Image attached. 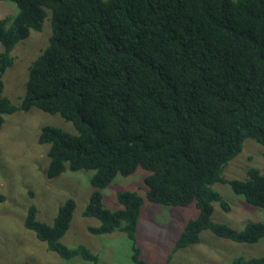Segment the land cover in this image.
<instances>
[{
  "label": "trees",
  "instance_id": "1",
  "mask_svg": "<svg viewBox=\"0 0 264 264\" xmlns=\"http://www.w3.org/2000/svg\"><path fill=\"white\" fill-rule=\"evenodd\" d=\"M0 1L14 8L0 16V129L5 114L32 107L73 123L75 133L42 126L39 141L49 145V178L67 168L94 170L95 189L83 211L99 221L91 233H125L134 262L146 264L138 226L149 201L170 208L195 204L198 215L186 220L174 249L199 243L205 229L236 242L264 238L261 220L236 229L212 218L216 202L231 208L212 186L218 181L264 207L260 168L251 165L245 179L223 175L247 138L264 148V0ZM48 9L52 34L29 66L16 105L4 94V74L14 64L15 46L43 29ZM139 167L148 171L144 193L118 190L120 206H106L101 189ZM76 205L67 198L48 223L32 204L25 226L62 258L101 264L87 245L61 240ZM230 264H264V255L235 256Z\"/></svg>",
  "mask_w": 264,
  "mask_h": 264
},
{
  "label": "rangeland",
  "instance_id": "2",
  "mask_svg": "<svg viewBox=\"0 0 264 264\" xmlns=\"http://www.w3.org/2000/svg\"><path fill=\"white\" fill-rule=\"evenodd\" d=\"M13 9L7 2L0 1V16ZM47 12L43 29L32 30L27 38L15 46L12 51L14 64L4 74V94L16 105L22 102L25 94L29 66L49 43L52 34L51 10ZM47 124L76 132L73 123L60 114L37 107L5 114L0 129V262L93 264L80 256L62 258L49 250L46 242L25 226V218L32 204L38 208L37 218L53 223L59 205L73 197L77 205L62 242L68 246L87 245L99 255L101 264H136L132 258L131 241L125 233L93 234L89 230L90 225L99 223L97 218L83 215L95 189L90 181L94 170L67 168L57 177L47 176L49 145L39 141L40 130ZM251 165L264 172V148L256 140L247 138L242 151L225 165L223 175L227 179H245ZM147 172L139 167L128 176L118 174L101 189L106 206H120L116 199L118 190L136 189L144 193V176ZM212 186L221 192L231 206L230 211H225L216 202L212 215L214 220L236 229H242L248 221L264 222V207L249 203L242 194L233 190L229 182L218 181ZM197 215L195 204L170 208L146 201L138 226L139 243L146 264H230L235 256L264 255V238L254 243L236 242L217 236L208 229L201 232L199 243L174 249V239L186 220Z\"/></svg>",
  "mask_w": 264,
  "mask_h": 264
},
{
  "label": "crops",
  "instance_id": "3",
  "mask_svg": "<svg viewBox=\"0 0 264 264\" xmlns=\"http://www.w3.org/2000/svg\"><path fill=\"white\" fill-rule=\"evenodd\" d=\"M142 214V213H141ZM185 224V223H184Z\"/></svg>",
  "mask_w": 264,
  "mask_h": 264
}]
</instances>
